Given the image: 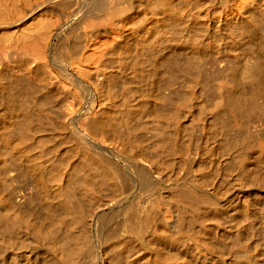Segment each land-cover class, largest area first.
I'll return each mask as SVG.
<instances>
[{"label": "bare ground", "instance_id": "6f19581e", "mask_svg": "<svg viewBox=\"0 0 264 264\" xmlns=\"http://www.w3.org/2000/svg\"><path fill=\"white\" fill-rule=\"evenodd\" d=\"M0 264H264V0H0Z\"/></svg>", "mask_w": 264, "mask_h": 264}, {"label": "rangeland", "instance_id": "374dc122", "mask_svg": "<svg viewBox=\"0 0 264 264\" xmlns=\"http://www.w3.org/2000/svg\"><path fill=\"white\" fill-rule=\"evenodd\" d=\"M4 186V185H3ZM6 186L10 189V190H16L15 188L20 187V188H24V185L21 181H19L18 179H14L9 181ZM5 187V186H4ZM32 204H29L28 207H31Z\"/></svg>", "mask_w": 264, "mask_h": 264}]
</instances>
